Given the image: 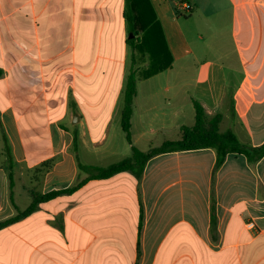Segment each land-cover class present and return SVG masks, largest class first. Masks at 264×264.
<instances>
[{
    "label": "crops",
    "instance_id": "obj_1",
    "mask_svg": "<svg viewBox=\"0 0 264 264\" xmlns=\"http://www.w3.org/2000/svg\"><path fill=\"white\" fill-rule=\"evenodd\" d=\"M200 1H187L191 32L173 0H150L173 62L144 78L150 54L135 53L131 135L143 152L193 126L194 101L208 118L223 116L221 131L264 144V0ZM125 9L126 0H0L1 220L33 193L87 178L79 162L132 155L119 133L133 60ZM226 27L243 70L212 57ZM91 111H107V122ZM216 160L213 149L171 152L151 158L141 178L90 180L1 229L0 264H264V157L230 154L215 171Z\"/></svg>",
    "mask_w": 264,
    "mask_h": 264
},
{
    "label": "trees",
    "instance_id": "obj_2",
    "mask_svg": "<svg viewBox=\"0 0 264 264\" xmlns=\"http://www.w3.org/2000/svg\"><path fill=\"white\" fill-rule=\"evenodd\" d=\"M124 18L127 20L128 30L131 34L127 43L133 51V60L125 85L121 125L127 141L132 145V155L106 167L84 165L79 162V169L88 175L87 178L65 190L51 191L46 194L33 193L31 203L25 210L18 209L17 214L10 219H0V230L31 215L41 204L62 194L73 193L90 180L107 179L123 172H131L141 178L148 161L160 154L213 149L217 155L215 171L223 165L230 154L244 155L249 163L258 162L264 157V144L256 147L246 146L232 130L221 131L220 126L223 116L216 114L212 118H208L204 107L198 101H194L195 124L193 126H181L179 139L168 140L159 147H151L146 152L134 147L131 127L138 84L135 53L150 54V66L142 73L144 78H150L171 68L173 58L150 0H126ZM1 76L2 71L0 70Z\"/></svg>",
    "mask_w": 264,
    "mask_h": 264
},
{
    "label": "rangeland",
    "instance_id": "obj_3",
    "mask_svg": "<svg viewBox=\"0 0 264 264\" xmlns=\"http://www.w3.org/2000/svg\"><path fill=\"white\" fill-rule=\"evenodd\" d=\"M203 1L207 2L206 0H201L200 2H203ZM203 5H206V4L203 3ZM168 15H169V18H170L168 23H167L168 24L167 25L168 31H169V33L170 32H172V33L174 32L175 33V32H177V27L176 26L178 25V22H176V19H172L173 16L171 15L170 12H169ZM180 17H181V19L179 20L180 21L179 23H181L183 25V27H185V26L189 27L190 26V30L192 32L191 24H193V23H190V22L184 23V19H183L184 16H180ZM227 28L228 27H226V29H224L222 31L221 30L218 31V33L214 36V38H213V40H214L213 41L214 42V51L212 52L213 53L212 57L215 58L216 60H218L219 62L225 64L227 66V68H228L229 65H235L236 69L243 70V67H242L241 63L239 62V60H238V58H237V56H236V54L234 52L235 47L232 46V49H231V46L229 44L230 42H229V37L227 36V34H228V29ZM96 33H97V31H96ZM130 36H131V34L128 33L127 37H130ZM123 48H124V42H123V45H122V52H124ZM97 52H98L97 46L96 45L95 46L91 45V54H92L91 57H93V56L95 57ZM129 53L131 54L130 46H129ZM229 56H231V57L229 58ZM232 57H235V59L232 60V61L227 60L228 58L231 59ZM128 60L130 61V56H129ZM177 68H178V65L175 66V69H177ZM94 80H95V78H94ZM91 81H93V80H91ZM120 107L121 108L123 107V99L120 102ZM91 112L96 113L95 117H96V119L98 121H100L99 123L104 124L105 122H107V119L109 117V114H108L107 111H98V112L91 111ZM119 119H120V114L117 111L115 113L113 121H112L111 133H112L113 128H114L115 125H116L117 128L119 127ZM119 133L122 136L125 132L123 131L122 128H119ZM176 134H177V132H176ZM176 139H179V135L178 134L175 136L174 140H176Z\"/></svg>",
    "mask_w": 264,
    "mask_h": 264
},
{
    "label": "built area",
    "instance_id": "obj_4",
    "mask_svg": "<svg viewBox=\"0 0 264 264\" xmlns=\"http://www.w3.org/2000/svg\"><path fill=\"white\" fill-rule=\"evenodd\" d=\"M174 11L177 16H188L192 11L190 3L184 0H173Z\"/></svg>",
    "mask_w": 264,
    "mask_h": 264
}]
</instances>
